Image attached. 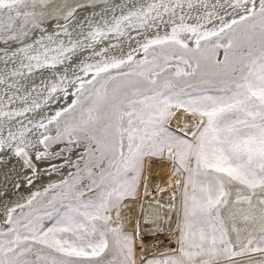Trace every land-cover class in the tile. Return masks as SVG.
Masks as SVG:
<instances>
[{
  "label": "snow or ice",
  "instance_id": "obj_1",
  "mask_svg": "<svg viewBox=\"0 0 264 264\" xmlns=\"http://www.w3.org/2000/svg\"><path fill=\"white\" fill-rule=\"evenodd\" d=\"M0 264H264V0H0Z\"/></svg>",
  "mask_w": 264,
  "mask_h": 264
},
{
  "label": "bare ground",
  "instance_id": "obj_2",
  "mask_svg": "<svg viewBox=\"0 0 264 264\" xmlns=\"http://www.w3.org/2000/svg\"><path fill=\"white\" fill-rule=\"evenodd\" d=\"M58 3H63L64 0H57ZM69 2H71V0H69Z\"/></svg>",
  "mask_w": 264,
  "mask_h": 264
}]
</instances>
